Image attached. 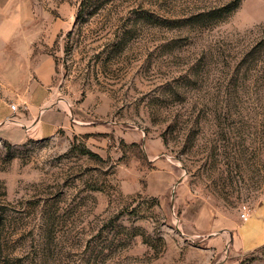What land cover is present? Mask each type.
<instances>
[{"label":"rangeland","instance_id":"rangeland-1","mask_svg":"<svg viewBox=\"0 0 264 264\" xmlns=\"http://www.w3.org/2000/svg\"><path fill=\"white\" fill-rule=\"evenodd\" d=\"M81 1L7 0L9 37L54 59L45 105L66 125L0 130V264L201 261L259 202L237 264H264V0H94L77 18Z\"/></svg>","mask_w":264,"mask_h":264},{"label":"crops","instance_id":"crops-1","mask_svg":"<svg viewBox=\"0 0 264 264\" xmlns=\"http://www.w3.org/2000/svg\"><path fill=\"white\" fill-rule=\"evenodd\" d=\"M7 11V0H0V130L4 131L5 138H10L7 137L10 123L7 122L16 116L28 129H21V136L33 134L39 139L52 138L66 125L63 111L56 112L54 107L45 105L53 84L54 59L49 54L36 51V39L9 37ZM12 104L16 107L15 112L10 108ZM43 107L47 109L41 111ZM260 204L253 206L247 222L239 220L220 234L203 239V248L197 249L203 253V260H185L181 264H237L240 256L255 251L252 246L247 247L240 230L250 222ZM182 226L186 237L198 236L196 233L192 236L186 234L184 224Z\"/></svg>","mask_w":264,"mask_h":264},{"label":"built area","instance_id":"built-area-1","mask_svg":"<svg viewBox=\"0 0 264 264\" xmlns=\"http://www.w3.org/2000/svg\"><path fill=\"white\" fill-rule=\"evenodd\" d=\"M10 108H11V110H12L13 112L16 111V107H15V105L12 104V105L10 106ZM250 213H251V211H250L248 208L243 207L242 210H241V213L239 214V219H240V221H241V222H247L248 219H249V217H250Z\"/></svg>","mask_w":264,"mask_h":264},{"label":"trees","instance_id":"trees-1","mask_svg":"<svg viewBox=\"0 0 264 264\" xmlns=\"http://www.w3.org/2000/svg\"><path fill=\"white\" fill-rule=\"evenodd\" d=\"M94 0H82L80 3V8L78 10L77 18L82 15V12L87 9L90 5H92ZM233 8L227 9V12H230Z\"/></svg>","mask_w":264,"mask_h":264},{"label":"water","instance_id":"water-1","mask_svg":"<svg viewBox=\"0 0 264 264\" xmlns=\"http://www.w3.org/2000/svg\"><path fill=\"white\" fill-rule=\"evenodd\" d=\"M47 108L46 107H43V108H41V111H44V110H46Z\"/></svg>","mask_w":264,"mask_h":264}]
</instances>
